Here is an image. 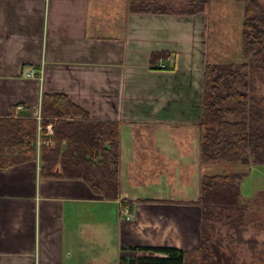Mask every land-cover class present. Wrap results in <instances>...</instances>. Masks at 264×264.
<instances>
[{"label": "crops", "instance_id": "obj_1", "mask_svg": "<svg viewBox=\"0 0 264 264\" xmlns=\"http://www.w3.org/2000/svg\"><path fill=\"white\" fill-rule=\"evenodd\" d=\"M149 1L157 11L131 12L132 0H0V118L40 121L43 95L63 94L91 121L119 125L120 157L117 201L80 179L42 178L39 151L0 168V264H130L166 257L143 249L199 246V189L190 200L162 192L172 162L200 153L204 72L217 65L209 16Z\"/></svg>", "mask_w": 264, "mask_h": 264}, {"label": "trees", "instance_id": "obj_2", "mask_svg": "<svg viewBox=\"0 0 264 264\" xmlns=\"http://www.w3.org/2000/svg\"><path fill=\"white\" fill-rule=\"evenodd\" d=\"M238 1L244 4L242 53L249 61L205 67L202 119L197 127L200 157L206 165H264V108L260 107L262 100L252 96L250 82L252 72L264 71V12L255 0ZM157 5L154 1L130 4V10L154 12ZM40 118L38 121L12 114L0 118V168L27 163L39 151L42 178L80 179L95 195L107 201L119 200V125L91 121L84 110L63 94L43 95ZM241 182L239 174L201 179L195 203L202 210L203 223L211 217L219 220L221 214L226 219L233 214L242 218L245 208L241 204ZM203 223L199 224L197 249H143L166 257L140 258L130 264H209L210 254L223 261L222 243L216 240L209 246L211 227Z\"/></svg>", "mask_w": 264, "mask_h": 264}, {"label": "rangeland", "instance_id": "obj_3", "mask_svg": "<svg viewBox=\"0 0 264 264\" xmlns=\"http://www.w3.org/2000/svg\"><path fill=\"white\" fill-rule=\"evenodd\" d=\"M255 1L264 12V0ZM147 2L149 0L138 2L132 0L131 4L137 6ZM163 4L165 5L164 10L182 12L187 15L199 13L202 8L203 12L206 10L210 21L209 59L211 64L239 65L249 61V57L242 53L244 4L241 1L164 0ZM250 76L252 96L262 100L260 107L264 108V71L257 70ZM46 129L48 130V127ZM51 130L49 133L52 132ZM190 140L186 146L188 154L192 153L193 142L192 139ZM175 161L177 166L175 162H172L170 170V179H175L170 186L166 184L163 186V188L167 187V190L163 191L162 195L169 197L176 194L178 197L183 196L190 200L195 197V191L198 193V189L200 194L201 179L205 176L234 174L242 176L241 204L245 208L242 218L237 219L233 214L226 219V216L221 214L219 220H212L211 217L208 223H203L200 218V224L211 227L209 246L218 240L222 243L224 252H221L225 254L223 261H217L210 254L209 264H264V165L246 166L234 162H217L206 165L202 163L200 153L199 155L197 153V159L182 157ZM195 161H197V168L192 165ZM173 184H175L174 189H171Z\"/></svg>", "mask_w": 264, "mask_h": 264}, {"label": "built area", "instance_id": "obj_4", "mask_svg": "<svg viewBox=\"0 0 264 264\" xmlns=\"http://www.w3.org/2000/svg\"><path fill=\"white\" fill-rule=\"evenodd\" d=\"M28 78H34L35 77V72L34 71H31L28 75H27ZM125 214H126V220H130V215L128 213L127 210H125Z\"/></svg>", "mask_w": 264, "mask_h": 264}]
</instances>
